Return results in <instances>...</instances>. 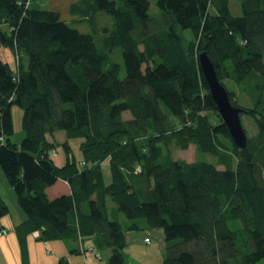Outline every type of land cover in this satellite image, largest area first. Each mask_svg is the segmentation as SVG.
<instances>
[{"label": "trees", "instance_id": "trees-1", "mask_svg": "<svg viewBox=\"0 0 264 264\" xmlns=\"http://www.w3.org/2000/svg\"><path fill=\"white\" fill-rule=\"evenodd\" d=\"M229 1L156 0L149 14V0H78L69 7L78 22L95 27L100 12L113 20L98 49L58 12L0 0V45L14 58V67L0 59V169L26 217L15 227L22 264L34 232L42 243L92 238L110 251L97 264H127L126 233L155 229L162 264H264V0H240L237 17ZM114 48L123 66L112 62ZM201 52L225 88L230 81L251 102L236 105L226 88L255 128L242 149L209 94ZM13 106L22 111L19 144ZM55 132L67 154L80 140V161L54 164ZM191 145L215 162L173 157ZM59 179L71 193L49 199ZM7 211L0 199V218Z\"/></svg>", "mask_w": 264, "mask_h": 264}, {"label": "rangeland", "instance_id": "rangeland-1", "mask_svg": "<svg viewBox=\"0 0 264 264\" xmlns=\"http://www.w3.org/2000/svg\"><path fill=\"white\" fill-rule=\"evenodd\" d=\"M78 0H34L33 7L39 8L42 10H48V11H55L60 14L61 20H63L69 27L74 28L78 30L81 33L84 34H91L94 37L95 44L98 49H102L104 45V37L107 35L106 31L111 32L114 29V23L112 18L109 15H106L104 13H98L95 17V27H92L90 24L84 21L78 22V19L73 17L69 12V7L71 4L77 2ZM149 14H156L158 9L156 6V0H149ZM229 9L231 14L234 17L241 15V9H240V0H230L229 1ZM2 31H6V27L3 26ZM113 57H111L112 62L120 64L123 66V60L120 53L119 48H114L112 52L110 53ZM0 57L3 59V61H9L11 63V66L14 67V58L12 55V51L8 47H4L0 45ZM230 81H225L226 88L234 90L236 92V98L234 99V102L236 105H239L241 107H249L251 106V102L249 101V98L245 96L243 93L239 92L236 88L234 89ZM234 86V84H233ZM124 119H129L130 115L129 113L123 114ZM12 119H13V125H14V134L11 137V142L19 144L21 140L24 137V132L21 127V119H22V111L19 107L13 106L12 107ZM241 122L243 125V128L245 129L247 135H253L255 133V128L253 125V122L250 118L247 116L241 115ZM47 139L49 141H55L58 145L55 148L56 156L52 157L53 162L56 166H61L66 163L67 159L72 160L76 159L77 161L81 160V152L79 150V139H73L69 141V145L71 146L72 153L67 154L64 150V148L61 146V144L65 141V134L63 132H57V135H55V138L52 136H47ZM173 157L175 159H180L188 163H192L195 161H206L210 163L215 162V158L211 155L204 154V153H198L196 151V148L191 145L187 150L180 151V150H172ZM61 164V165H60ZM103 173H104V179L105 182H109L110 178V170L108 164L105 166H102ZM1 170V169H0ZM2 172V171H0ZM2 174V173H1ZM6 181V179H5ZM6 186L8 189L3 187L0 184V199L3 201L5 206L7 207V213L3 217L0 218V221H2V224H4L5 229H7V236H11V238H14L17 243V252L16 253H9L8 256H6V263L7 264H22L21 263V256H20V247L17 240V235L15 228L9 227L8 225L12 222V219H17L18 212L23 214V211L19 207L16 199V195L12 188L9 186V184L6 181ZM123 216V215H122ZM122 224L127 222L126 218L122 217ZM5 222V223H4ZM7 227V228H6ZM128 242L129 245L127 246L125 250V259L127 264H162L163 259V250H164V235L162 230H143V231H130ZM145 239H149L150 243H145ZM4 240V241H3ZM0 242H6L5 239H0ZM45 244V243H44ZM101 260H93L95 263H105L108 261V256L104 251L101 252ZM100 253V254H101ZM50 253H47V249L42 250L40 255L43 259L50 262V260L53 261V254L49 255ZM74 257L78 260H74L73 262L82 261L83 256L82 255H74ZM1 264V262H0ZM258 264H263L262 262H259Z\"/></svg>", "mask_w": 264, "mask_h": 264}, {"label": "crops", "instance_id": "crops-1", "mask_svg": "<svg viewBox=\"0 0 264 264\" xmlns=\"http://www.w3.org/2000/svg\"><path fill=\"white\" fill-rule=\"evenodd\" d=\"M0 59H2V58L0 57ZM8 63H9V61H8ZM9 64H11V63H9ZM55 135H57V132H55L52 137L55 138ZM107 164H108V161H105L102 163V166H104V165L106 166ZM61 166H63V165H61ZM61 166H59V167H61ZM1 173L2 172H0V184L3 187H5L6 189H8L6 186L5 178H4L3 174H1ZM46 193H47V196L49 199H54V198L59 197L61 195H69L71 193V191H70V188H69L67 182L59 179L53 186L49 187L46 190ZM109 209H110L109 211H111L112 206ZM17 216L18 217L16 220L12 219V222L8 225L9 227L15 228L16 226H19L20 224H22L26 220V217L23 216V214H21L19 212H18ZM0 228L5 229V226H4V224H2V221H0ZM5 230H7V229H5ZM129 235H131L130 232H127L126 233L127 246L129 245V242H128L129 241L128 240ZM38 236H39V232H34V233L28 235L27 239H26L29 264H58V261L62 258H66L70 264H97V263L93 262V260H92V259H94L96 261L97 258L95 257L93 252L90 251L89 249H95L99 252V254L102 251H104L108 257L110 256L109 250H102L100 252L95 247L92 238H83L81 241H78L77 243L57 240V241L46 242L44 244V243L39 242L37 240ZM2 237H3V239H5L6 242H0V262H1V264H7L6 263V256H8L9 253L11 254L12 252L13 253L17 252V243L15 242L16 240L14 238H11V236H7V235L6 236H0V239H2ZM80 243H81V245H79ZM80 246H82L85 250L82 251L80 249ZM72 248L77 249L79 254H81L83 256V260L81 262L80 261L73 262V259L78 260L74 257V255H79V254H71L70 250ZM45 249H47V253H50L49 255L53 254L52 255L53 261L50 260L49 263H47L48 261L43 259L40 255L41 251L42 250L45 251ZM20 256H21V253H20ZM101 256H102V253L100 254V260H101Z\"/></svg>", "mask_w": 264, "mask_h": 264}, {"label": "water", "instance_id": "water-1", "mask_svg": "<svg viewBox=\"0 0 264 264\" xmlns=\"http://www.w3.org/2000/svg\"><path fill=\"white\" fill-rule=\"evenodd\" d=\"M198 63L209 94L217 108L220 118L227 128L231 141L237 148H244L247 141V134L241 122L242 109L231 103L229 93L219 81L215 66L206 52L199 54Z\"/></svg>", "mask_w": 264, "mask_h": 264}, {"label": "built area", "instance_id": "built-area-1", "mask_svg": "<svg viewBox=\"0 0 264 264\" xmlns=\"http://www.w3.org/2000/svg\"><path fill=\"white\" fill-rule=\"evenodd\" d=\"M51 156H56V152H55V151H52V152H51ZM83 164H84V163H82V165H83ZM6 235H7V231H6L5 229L0 228V236H6ZM81 240H82V238H79V241H81ZM145 241L148 242L147 239H145ZM79 245H81V243H80ZM80 249H81L82 251L85 250L82 246H80ZM89 250L93 252V254L95 255V257H96L97 259H100V255H99L94 249H89Z\"/></svg>", "mask_w": 264, "mask_h": 264}, {"label": "bare ground", "instance_id": "bare-ground-1", "mask_svg": "<svg viewBox=\"0 0 264 264\" xmlns=\"http://www.w3.org/2000/svg\"><path fill=\"white\" fill-rule=\"evenodd\" d=\"M222 84V83H221ZM223 85V84H222ZM224 86V85H223ZM225 87V86H224ZM227 90V89H226ZM79 255H81V254H79Z\"/></svg>", "mask_w": 264, "mask_h": 264}]
</instances>
